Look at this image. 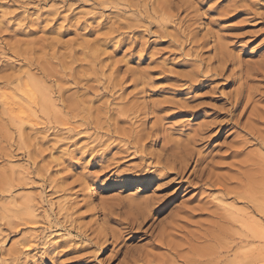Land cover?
I'll list each match as a JSON object with an SVG mask.
<instances>
[{
	"label": "rangeland",
	"instance_id": "1",
	"mask_svg": "<svg viewBox=\"0 0 264 264\" xmlns=\"http://www.w3.org/2000/svg\"><path fill=\"white\" fill-rule=\"evenodd\" d=\"M262 137L264 0H0V264H264Z\"/></svg>",
	"mask_w": 264,
	"mask_h": 264
},
{
	"label": "bare ground",
	"instance_id": "2",
	"mask_svg": "<svg viewBox=\"0 0 264 264\" xmlns=\"http://www.w3.org/2000/svg\"><path fill=\"white\" fill-rule=\"evenodd\" d=\"M11 98H13L12 96L9 98H5V100L3 101L4 103H6L8 106H11V105H16V103L14 104L12 101L13 100H10L9 101V99H11ZM30 100V102L32 103V104H35V105H37V102H38V99H36V97H34V98H30L29 99ZM41 103L42 104H47L48 103V99H47V97H46V95H43V97L41 98ZM52 103V102H51ZM56 107V106H55ZM19 109V108H18ZM11 110V109H10ZM263 138V137H262ZM264 139V138H263ZM262 140V139H261ZM264 141V140H263ZM262 143H264V142H262ZM245 193L243 192V193H238V196L239 197H241V198H244V199H246V197H245V195H244ZM236 201H237V199H236ZM31 208V207H30ZM263 210H264V208H263ZM142 211V210H141ZM143 212V211H142ZM143 213H145V212H143ZM149 217V215L148 214H144V220L146 219V218H148ZM248 219H243L241 222H239L240 224H241V226H246V228H247V231H245V233L242 235V236H244V238L246 239V240H248V239H254V238H264V230L263 229H256L255 227V225H253L252 224V222L250 221V222H248L247 221ZM163 237V236H162ZM241 242H244V240L243 239H241ZM236 256V255H235ZM145 262V264H154L153 263V261H150L149 259L148 260H145L144 261Z\"/></svg>",
	"mask_w": 264,
	"mask_h": 264
}]
</instances>
